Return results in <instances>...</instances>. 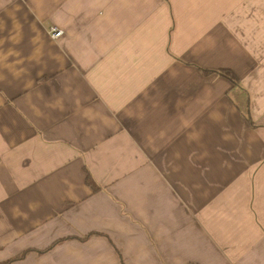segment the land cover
<instances>
[{
	"label": "crops",
	"instance_id": "0c3cea01",
	"mask_svg": "<svg viewBox=\"0 0 264 264\" xmlns=\"http://www.w3.org/2000/svg\"><path fill=\"white\" fill-rule=\"evenodd\" d=\"M0 264H264V0H0Z\"/></svg>",
	"mask_w": 264,
	"mask_h": 264
},
{
	"label": "trees",
	"instance_id": "16d2710c",
	"mask_svg": "<svg viewBox=\"0 0 264 264\" xmlns=\"http://www.w3.org/2000/svg\"><path fill=\"white\" fill-rule=\"evenodd\" d=\"M217 73L227 78L228 80H230L233 84H238V78L232 70L223 68V69L218 70ZM247 121L252 124V121L249 117H247ZM87 182L94 190L98 189V186H96V182L94 181L93 177L91 176L89 172L87 175Z\"/></svg>",
	"mask_w": 264,
	"mask_h": 264
},
{
	"label": "built area",
	"instance_id": "2783aa9c",
	"mask_svg": "<svg viewBox=\"0 0 264 264\" xmlns=\"http://www.w3.org/2000/svg\"><path fill=\"white\" fill-rule=\"evenodd\" d=\"M49 33L54 40L60 38L64 34L63 30L57 26H51Z\"/></svg>",
	"mask_w": 264,
	"mask_h": 264
},
{
	"label": "rangeland",
	"instance_id": "374dc122",
	"mask_svg": "<svg viewBox=\"0 0 264 264\" xmlns=\"http://www.w3.org/2000/svg\"><path fill=\"white\" fill-rule=\"evenodd\" d=\"M238 83H239V79H238Z\"/></svg>",
	"mask_w": 264,
	"mask_h": 264
}]
</instances>
